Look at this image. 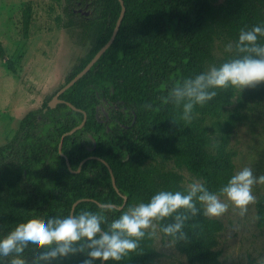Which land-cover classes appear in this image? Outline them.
<instances>
[{"label": "trees", "instance_id": "16d2710c", "mask_svg": "<svg viewBox=\"0 0 264 264\" xmlns=\"http://www.w3.org/2000/svg\"><path fill=\"white\" fill-rule=\"evenodd\" d=\"M64 2L62 26L76 45L86 49L66 84L109 40L121 6L118 0ZM123 3L125 14L114 42L87 74L58 97L80 112L65 103L53 109L43 103L39 111L27 112L17 134L0 146V235L49 216L70 215L79 199L89 200L78 203L73 214L98 211L97 203L110 202L115 206L112 219L157 191L185 190L182 176L164 169L168 162L176 169L185 168L215 192L235 173L230 138L243 118V109L264 97V85L243 92L218 91L213 101L196 108L190 124L179 119L180 109L165 98L177 81L235 55L225 52L214 59L215 40L234 43L242 29L264 25V0H224L218 7L212 0ZM79 7H87L91 14L75 13ZM30 24L31 8L27 6L24 34ZM0 59H5L1 41ZM6 64L13 73L12 61L7 59ZM102 99L112 106L109 119L104 114L99 118L96 111ZM147 104L152 108L146 109ZM82 112L86 114L84 126L64 136L81 123ZM39 114L46 118L40 131ZM96 158L111 168L117 191L107 167ZM255 207L256 225L264 229V197ZM222 229L221 221L198 214L186 222L185 240L172 242L160 234L189 264H220L216 246ZM153 244V236H146L138 250L120 264H158ZM26 264H31L30 255Z\"/></svg>", "mask_w": 264, "mask_h": 264}, {"label": "clouds", "instance_id": "9594fccd", "mask_svg": "<svg viewBox=\"0 0 264 264\" xmlns=\"http://www.w3.org/2000/svg\"><path fill=\"white\" fill-rule=\"evenodd\" d=\"M224 50L235 55L177 81L168 90L166 102L180 109L179 119L184 123L190 124L196 108L213 101L218 91L232 88L243 92L264 85V25L242 29ZM144 107L151 109L152 105ZM258 184H264V175L244 166L218 192L193 179L183 191H157L146 202L140 201L112 219L109 216L115 206L105 202L98 211L85 209L79 214L29 222L0 235V264H26L28 255L31 264L73 260L79 264H120L138 250L146 236H154L157 228L172 242H179L186 239V222L198 214L219 218L231 205L244 215L256 202L254 186Z\"/></svg>", "mask_w": 264, "mask_h": 264}, {"label": "rangeland", "instance_id": "374dc122", "mask_svg": "<svg viewBox=\"0 0 264 264\" xmlns=\"http://www.w3.org/2000/svg\"><path fill=\"white\" fill-rule=\"evenodd\" d=\"M212 1L214 7L224 3V0ZM27 6L31 8V24L24 34L23 15ZM64 7V0H0V41L5 50V59H0V146L17 134L20 120L27 112L39 111L43 103L58 93L72 67L86 54V49L76 45L62 26L66 20ZM226 44L215 40L214 59L224 55ZM7 59L13 63V73L7 68ZM102 109L101 104L99 118L103 116ZM242 113L229 144L234 154V172L249 166L256 175H264V97L251 101ZM45 120L39 114L38 131ZM164 169L179 173L186 188L196 179L185 168H174L171 162L164 164ZM254 195L256 202L264 197V184L254 186ZM256 202L249 205L244 215L230 205L223 216L214 218L223 224L216 246L220 264L249 261L264 264V229L256 225ZM153 238L158 264H189L158 228Z\"/></svg>", "mask_w": 264, "mask_h": 264}, {"label": "water", "instance_id": "95a60500", "mask_svg": "<svg viewBox=\"0 0 264 264\" xmlns=\"http://www.w3.org/2000/svg\"><path fill=\"white\" fill-rule=\"evenodd\" d=\"M119 1V3H120V6H121V10H120V13H119V16H118V19H117V21H116V23H115V26H114V29H113V31H112V34H111V36H110V38H109V40L105 43V45L103 46V47H101L100 49H99V51L94 55V57L87 63V65L79 72V73H77L68 83H66L63 87H61V89L58 91V93L55 95V96H53V98L48 102V107L49 108H51V109H53V108H55V106L58 104V103H65L67 106H69L72 110H74V111H78V112H80V110L79 109H77V108H75L72 104H70V103H68V102H65V101H63V100H61V99H59L58 97L63 93V92H65L68 88H70L71 86H73L79 79H81L85 74H87V72L91 69V67L99 60V58L103 55V53L111 46V44L114 42V40H115V37H116V35H117V33H118V30H119V27H120V25H121V22H122V19H123V17H124V14H125V6H124V3H123V0H118ZM86 14L89 16L90 14H91V10H88L87 12H86ZM98 109L96 108V111H97ZM83 113V119H82V121H81V123L78 125V126H76L75 128H73L71 131H69L68 133H65L64 134V136H67V135H70V134H72L73 132H75L76 130H79V129H81L83 126H84V124H85V122H86V114H85V112H82ZM97 115V114H96ZM60 155L65 159V161H66V165H67V167H68V169H70V166H69V162H68V160H67V158L65 157V155L64 154H62L61 152H60ZM91 158V157H90ZM96 159H98L99 161H101L106 167H107V169H108V172H109V174H110V176H111V181H112V185H113V187H114V189L117 191V188H116V185H115V179H114V176H113V173H112V170H111V168L109 167V165L104 161V160H102V159H100V158H96ZM86 160V159H85ZM85 160H83L81 163H80V165H79V167H78V170L77 171H75V172H78L79 171V169L81 168V165L85 162ZM85 200H89V199H79V200H77L74 204H73V206H72V210H71V213H70V215H72L73 214V209L75 208V206L78 204V203H80V202H82V201H85ZM126 201V199L124 198V202ZM98 204V206L100 205V203H97ZM122 207H119V209H121Z\"/></svg>", "mask_w": 264, "mask_h": 264}, {"label": "flooded vegetation", "instance_id": "af4514ba", "mask_svg": "<svg viewBox=\"0 0 264 264\" xmlns=\"http://www.w3.org/2000/svg\"><path fill=\"white\" fill-rule=\"evenodd\" d=\"M87 11H88V8H87V7H84V8L79 7V8H78L77 10H75L74 12H75V13H81V14L84 15V16H88V15L86 14ZM101 104L103 105V109H102L103 114L105 115L106 119H109L108 117H109V113H111L112 106H111L110 104H108V102H107L106 100H104V99H102V100L100 101L99 106H100ZM97 109L99 110V108H97ZM98 110H97V111H98Z\"/></svg>", "mask_w": 264, "mask_h": 264}]
</instances>
